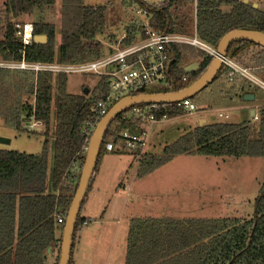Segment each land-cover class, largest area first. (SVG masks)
I'll use <instances>...</instances> for the list:
<instances>
[{
  "label": "trees",
  "instance_id": "trees-1",
  "mask_svg": "<svg viewBox=\"0 0 264 264\" xmlns=\"http://www.w3.org/2000/svg\"><path fill=\"white\" fill-rule=\"evenodd\" d=\"M128 1L140 6L150 18L146 26L141 23L126 27L123 46L145 38L147 28L159 33L178 34L196 30L201 40L213 46H217L221 38L234 29L264 32V12L238 0H164L158 5L144 0ZM191 5L196 7L195 14ZM4 6L0 60L21 59L22 42L16 35L14 20L35 12L38 19L33 22L34 34H45L48 40L45 44L33 41L26 47L28 61L79 63L103 57L98 37L108 28L105 6H87L81 0H63L58 24L48 17L58 6L57 0H6ZM223 6L230 10L224 12ZM250 47L264 51L263 47L252 42L236 41L229 46L227 53L240 62L244 51ZM190 56V61H197L199 67L192 73H185L183 51L178 45L171 47L168 82L173 90L192 84L212 60L204 52H200L201 60L195 52ZM225 70L228 75V69ZM0 71L5 86L2 99L8 103L0 113L6 122L18 128L23 117L28 120L34 116L43 122L45 136L41 153L0 151V264H52L50 253L54 247L60 248L61 236L58 237V233L63 232L84 164L85 122L91 117L94 103L101 97L68 93L67 75L64 73L35 75L30 71ZM229 79L237 80L230 76ZM104 82L107 83L105 78ZM242 92L255 93L247 90L246 86ZM24 95H33L34 102L23 101ZM181 112L162 110L156 116L160 118L167 113L169 118ZM117 118L115 132L125 121ZM130 120L137 121L134 118ZM260 121L258 136L253 135L255 129L247 123L217 122L197 127L168 145L162 154L145 153L140 159L138 173L141 176L149 174L182 154L264 156V107L261 108ZM108 141L106 139L104 143ZM121 148L125 149L123 145ZM58 215L63 218L61 223L57 221ZM85 221V218L79 220L78 216L74 238L78 223L88 224ZM125 264H264V185L256 198L251 219H133L128 232Z\"/></svg>",
  "mask_w": 264,
  "mask_h": 264
},
{
  "label": "rangeland",
  "instance_id": "rangeland-1",
  "mask_svg": "<svg viewBox=\"0 0 264 264\" xmlns=\"http://www.w3.org/2000/svg\"><path fill=\"white\" fill-rule=\"evenodd\" d=\"M5 1L0 0V27L4 25ZM62 1L57 0L58 6L55 7L57 10L51 11L48 16L56 24L59 23V8ZM144 1L158 5L164 0ZM238 1L264 12V0ZM81 2L87 6L107 8L108 28L98 37L102 44L103 57L116 51L115 48L128 25L143 23V26H146L150 18L140 6L132 5L128 0H81ZM191 8L195 14L196 7L191 5ZM222 10L228 12L230 8L223 6ZM37 19L38 14L35 12L32 15H22L14 22L33 23ZM182 34L194 37L195 31ZM178 47L183 51V64L190 61L192 52L196 53L198 60H201L200 52H204L188 45L179 44ZM226 56L237 62L231 54L227 53ZM239 61L238 64L249 67L250 74L264 83L263 50L259 47H250L244 51ZM225 69V66L222 67L215 80L190 97L197 108L196 112L190 114L183 111L151 124L132 122L130 108L117 116L119 117L117 119L127 120V123L125 121L121 123L118 132H115L118 121L116 119L113 121L106 133V139L112 141L114 145L116 142L119 144L115 145V150L111 152L105 149L103 143L95 174L79 213V220L85 218L89 223H78L71 264H125L128 232L131 221L136 218L253 217L256 198L264 185V156L182 154L151 173L141 176L138 173L140 160L136 159V152L127 149L119 137V133H138L145 129L148 131L146 153L160 155L168 145L199 127L200 118H205L208 124L247 123L255 129L253 135L258 136L261 109L256 108L259 115L256 120V114L251 116L249 109L240 106L256 104L258 101L264 103V88L243 76L237 80L229 79ZM2 78L0 71V112H3L8 104L5 103L6 99H2L5 90ZM244 86L247 90L255 92L257 98L255 101L247 102L243 99ZM86 89L89 90L87 93L89 97L94 95L102 97L111 91V86L104 82L102 75L94 72L67 75L68 93L82 95ZM167 89L173 90L169 82H162L144 91L159 92ZM121 93L118 92L116 96H120ZM22 100L34 102V96L24 95ZM220 113L227 117H220ZM29 123L30 121L23 117L20 126L14 127L8 124L4 115L0 113V137L10 140V143H0V151L41 153L45 139L44 128L37 126L31 131L28 129ZM122 145L126 151L121 148ZM58 251L51 260L52 264L59 261L60 248Z\"/></svg>",
  "mask_w": 264,
  "mask_h": 264
},
{
  "label": "built area",
  "instance_id": "built-area-1",
  "mask_svg": "<svg viewBox=\"0 0 264 264\" xmlns=\"http://www.w3.org/2000/svg\"><path fill=\"white\" fill-rule=\"evenodd\" d=\"M16 35L22 42L20 49V60H0V69L30 71L35 75L43 72H52L55 74L94 72L103 76L106 82L111 86V91L97 100L92 107L91 117L85 122L83 134L86 138V145L83 151H87L89 140L99 123V121L108 113L109 109L120 98L129 95L141 93H151L144 91L151 88L154 84L168 82L170 64H171V47L173 45H188L200 49L208 54L212 59L220 57L217 46L210 45L198 38L195 30V36L190 37L178 33H159L155 30L146 29V37L139 38L134 43L123 46L122 41L126 38L123 34L115 48V52L106 57L97 60L79 62V63H45L30 62L26 59V47L34 41V25L31 22L16 23ZM222 67L228 69V75L234 79L240 76L246 77L258 86L264 88V83L250 74V68L244 67L237 62L225 57H220ZM186 80V77L183 78ZM122 92L120 96H116ZM115 95V96H114ZM113 101V104L110 103ZM182 110L186 113L197 111L195 104L186 98L170 104H143L131 108V118L136 119L139 123L153 124L159 119L168 118L167 113L160 118L156 113L162 110ZM220 117L227 115L219 114ZM258 119V116H255ZM29 123V130H34L37 126L44 128L41 121L32 116ZM119 137L124 141V146L131 151L136 152V159L140 160L146 153L145 149L148 143V131L140 130L138 133L123 132ZM107 151H114L115 145L112 141L104 143ZM137 160V161H138ZM139 163V161H138ZM74 165V164H73ZM58 223L63 221L61 216H57ZM85 223H89L88 220Z\"/></svg>",
  "mask_w": 264,
  "mask_h": 264
},
{
  "label": "water",
  "instance_id": "water-1",
  "mask_svg": "<svg viewBox=\"0 0 264 264\" xmlns=\"http://www.w3.org/2000/svg\"><path fill=\"white\" fill-rule=\"evenodd\" d=\"M47 40L48 38L45 34L34 35V42L36 43L45 44ZM236 41H248L264 48V32L251 29H234L227 32L217 45V51L219 55L221 57H225L227 55L229 46ZM198 67L199 63L193 62L185 66L184 71L185 73H190L198 69ZM221 68V58L215 57L211 60L205 72L197 80L181 90H173L170 92L141 93L137 95L124 96L112 105L108 113L97 124L89 140L79 183L65 219L58 264H70L71 262L73 239L77 219L87 194L92 176L95 172L106 133L117 116L136 105L161 103L170 104L179 100L190 98L210 84L215 79ZM88 92L89 90L86 89L85 94ZM243 99L247 102H253L255 100V94L245 93L243 95ZM254 114L255 110H251V116H254ZM203 122H205L204 119L200 120V126L203 125ZM0 143H10V140L0 137ZM49 251L50 248H48V252Z\"/></svg>",
  "mask_w": 264,
  "mask_h": 264
},
{
  "label": "crops",
  "instance_id": "crops-1",
  "mask_svg": "<svg viewBox=\"0 0 264 264\" xmlns=\"http://www.w3.org/2000/svg\"><path fill=\"white\" fill-rule=\"evenodd\" d=\"M138 40V39H137ZM193 62H197V61H189L187 64H186V66L188 65V64H191V63H193ZM255 94V93H254ZM257 98H256V95H255V100H256ZM254 100V101H255ZM240 107H242V108H247V109H249L250 111L251 110H255V114L259 117V115L257 114V112H256V108H259V109H261V108H263L264 107V103L263 102H257L256 104H250V105H242V106H240ZM204 120H205V122H203V125H205V124H208L207 123V120L205 119V118H203ZM200 120H202V118H200ZM255 120V119H254ZM257 120V119H256ZM202 125V126H203ZM199 127H201V126H199ZM94 174H95V172H94ZM94 174H93V176H94ZM93 176H92V178H93ZM91 183V182H90ZM86 197V196H85ZM63 233V232H62ZM62 233L60 234V233H58V237L59 236H61V239H62ZM57 252H59L58 251V249L56 248V247H54V249H53V251L50 253V259H49V261L51 262V260H53L54 259V257H55V255H56V253ZM53 258V259H52Z\"/></svg>",
  "mask_w": 264,
  "mask_h": 264
},
{
  "label": "bare ground",
  "instance_id": "bare-ground-1",
  "mask_svg": "<svg viewBox=\"0 0 264 264\" xmlns=\"http://www.w3.org/2000/svg\"><path fill=\"white\" fill-rule=\"evenodd\" d=\"M221 57V56H220Z\"/></svg>",
  "mask_w": 264,
  "mask_h": 264
},
{
  "label": "flooded vegetation",
  "instance_id": "flooded-vegetation-1",
  "mask_svg": "<svg viewBox=\"0 0 264 264\" xmlns=\"http://www.w3.org/2000/svg\"><path fill=\"white\" fill-rule=\"evenodd\" d=\"M261 47V46H260Z\"/></svg>",
  "mask_w": 264,
  "mask_h": 264
}]
</instances>
